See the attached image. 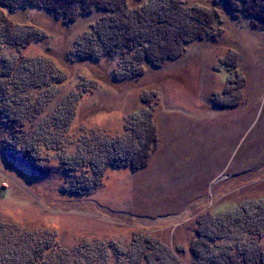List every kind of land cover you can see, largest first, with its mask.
Listing matches in <instances>:
<instances>
[{
	"label": "rangeland",
	"instance_id": "374dc122",
	"mask_svg": "<svg viewBox=\"0 0 264 264\" xmlns=\"http://www.w3.org/2000/svg\"><path fill=\"white\" fill-rule=\"evenodd\" d=\"M157 1L142 3L156 6ZM176 1L188 9H208L202 10L208 14L215 4L221 31L206 28L208 39L187 44L179 57L159 67L144 64L143 75L130 80H121L130 74L124 63L131 57L124 47L108 58L75 54L105 13L66 25L41 8L1 9L15 27H0V34L31 35L24 48L0 38L1 255L11 249L12 259L21 260L33 243L50 240L72 255L90 248L98 261L107 255L108 264H131L130 256L142 255L135 246L138 239L149 238L181 264H195L197 229L213 234L204 222L219 226L229 214L264 205V26L251 16H233L219 1ZM30 67L37 71L33 74ZM40 80L50 84L31 86ZM62 104L74 110L67 115L70 126L62 140L82 137L81 143H89L86 162L98 158L107 144L130 145L129 130L153 109L156 141L146 165L105 169L100 160L97 167L82 163L68 170L59 152L43 145L48 171L32 170L19 155L21 141L38 127L49 131L45 138L62 131ZM15 117L26 118L24 129L8 123ZM66 153L76 154L75 146ZM96 181L98 186L92 184ZM254 252V246L246 248L245 257ZM146 257L141 264H154Z\"/></svg>",
	"mask_w": 264,
	"mask_h": 264
},
{
	"label": "trees",
	"instance_id": "16d2710c",
	"mask_svg": "<svg viewBox=\"0 0 264 264\" xmlns=\"http://www.w3.org/2000/svg\"><path fill=\"white\" fill-rule=\"evenodd\" d=\"M215 1L223 4L233 16H251L253 21L260 22L264 26V0ZM12 2L0 0V10L4 7L7 12L11 13L20 8L23 10L41 8L52 14L56 19L63 21L66 25L74 24L79 18L89 16L95 12L105 13L106 16L101 17L92 26L95 28L93 35L87 37L86 40L79 41L75 54L82 59L94 60L111 57L119 50V47H124L127 49V55L131 57H127L125 59L127 61L124 63L127 68L125 70H129L130 74H125L121 80L141 77L144 73V64L159 67L167 59L179 57L185 51L187 44L202 38L206 40L211 36L204 34V32H207L206 28L217 31V29L220 30L217 26L222 23V15L215 4L211 8L210 14H208L207 11H202L208 9H188L182 1L176 0H160L156 2V6L151 3H142V0H15V2ZM0 27L11 29L15 27L8 15L2 10ZM11 29H9V32ZM6 35L7 38H5V35L0 34V38L5 39H3L5 45L24 48L31 43V35H27V37ZM212 37L210 40L214 41V37L216 39L215 33ZM99 43L101 46L97 48ZM226 65L232 67L231 64L226 63ZM32 69L29 68L34 74L37 69ZM7 73L9 74V72ZM44 75H47V73H43ZM56 83H64V80H57ZM47 84H50V81L40 80L38 83L32 82L31 86L38 88ZM72 108L73 106L67 107L65 104L60 106L62 110L58 119L63 122L62 131L60 127L54 134L50 132L45 138L43 133L49 131L46 132L45 130L43 132L45 128L40 127L38 129V127L37 129L34 128L33 132H27L24 135V140L21 141L23 147L19 155L23 161L30 164L32 170L39 173L48 171V167L46 166V169L43 163L44 160L41 157L43 145L59 152L61 164L68 170L75 169L82 163L97 167L100 160L101 166L105 169L118 168L129 164L133 166V169H140L146 165L149 156L148 149L156 141L153 135L155 129L151 121L153 109L147 110V113L145 112L147 117L144 120L134 121L137 125L129 130L133 137L132 142H129L130 145L119 148L122 145L118 142V144H105L104 149L100 148L102 152L99 153L98 158L91 160V157H89V162H86L92 150L89 143H81L82 137H79L77 141L73 140L75 143L71 142L72 144L69 143L70 141L64 143L62 140L64 139L65 126H70L68 125L70 121H67L66 118L67 115L74 113ZM66 111H69L68 114H66ZM15 119H10V121L8 118V123L19 125L24 129L26 118L15 117ZM56 124L52 125L51 128L55 127ZM50 125L48 124V126ZM143 125L145 126L143 127ZM138 126L141 127L140 129H147L148 132L150 130L151 136L146 134L147 130L146 135L143 134ZM50 142L51 144H49ZM72 145L75 146L76 154L71 157L66 152ZM111 154L117 156L113 157ZM85 155L86 157H84ZM92 184L98 186L100 182L96 181ZM204 224L210 226L213 234L205 229L202 230L200 227L197 229L196 246L194 245L192 248L195 264H264V251L259 243L260 238L264 236V205L253 204L242 211L229 214L228 217L226 216L223 221L219 222V226H215L214 222L209 224L204 222ZM223 227H233L234 230L231 231L228 228L225 233ZM229 235H232V237ZM237 235L239 239L236 238ZM135 246L142 255L134 260L131 259L133 256L126 257L131 264H141V259L146 256L149 259L153 258L154 264H181L174 259L175 256H170L172 255L171 252L155 239L140 238ZM253 246L255 252L245 257L248 254L245 253V249L248 250ZM12 251L10 249V252L8 251L4 255L0 254V264H108L109 262L107 255H102L98 261L94 256L96 252L94 249L82 248L78 250V254L75 252V256L69 251L59 248L50 240L33 243L21 260L12 259ZM168 258L169 262H165ZM251 261L252 263H250Z\"/></svg>",
	"mask_w": 264,
	"mask_h": 264
}]
</instances>
